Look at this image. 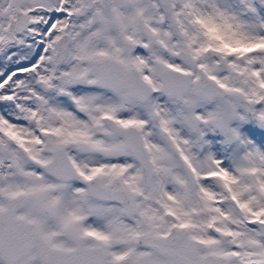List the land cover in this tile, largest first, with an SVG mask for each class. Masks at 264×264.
I'll return each mask as SVG.
<instances>
[{"label":"snow or ice","instance_id":"snow-or-ice-1","mask_svg":"<svg viewBox=\"0 0 264 264\" xmlns=\"http://www.w3.org/2000/svg\"><path fill=\"white\" fill-rule=\"evenodd\" d=\"M0 264H264V0H0Z\"/></svg>","mask_w":264,"mask_h":264}]
</instances>
